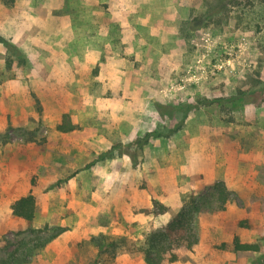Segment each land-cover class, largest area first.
Wrapping results in <instances>:
<instances>
[{"label":"rangeland","instance_id":"374dc122","mask_svg":"<svg viewBox=\"0 0 264 264\" xmlns=\"http://www.w3.org/2000/svg\"><path fill=\"white\" fill-rule=\"evenodd\" d=\"M219 8L211 15L204 0H0V262L34 239L11 214L9 192L26 196L30 185L31 228H64L60 247L79 252L78 264H136L141 254L98 257L91 238L141 240L216 181L229 193L225 209H201L197 244L164 264L264 260V0ZM215 98L222 103L204 104ZM63 116L75 130H56ZM182 118L170 137L132 145ZM152 200L169 211L153 216ZM234 236L260 251H234ZM60 247L47 244L23 264Z\"/></svg>","mask_w":264,"mask_h":264},{"label":"trees","instance_id":"16d2710c","mask_svg":"<svg viewBox=\"0 0 264 264\" xmlns=\"http://www.w3.org/2000/svg\"><path fill=\"white\" fill-rule=\"evenodd\" d=\"M224 3V0H204V5L207 12L213 15L217 9ZM7 49H13L11 45L3 42ZM9 65V61H8ZM33 98L37 102L33 94ZM221 98L205 100V105L213 103H222ZM192 106L187 107V111ZM160 108V105H156ZM186 113V112H185ZM185 113L183 117L185 116ZM182 120L167 132L151 131L146 132L143 136L138 137L133 146L137 149H142L150 138L164 137L168 138L178 132L182 127ZM76 129L68 119L63 116L61 123L56 127L61 133L71 132ZM113 149L99 155L98 159L111 157ZM229 201V193L222 181H216L209 186L205 195L192 197L182 203L179 210L171 213L169 220L159 229L151 230L146 233L141 240H133L126 236H105L92 237V243L97 249V256L108 254V261L114 260L119 251H124L130 254H141L145 264H164L173 263L178 260L179 254L185 251H191L198 242V237L195 231V218L201 209L207 211H222L225 209ZM11 214L21 218L28 223V227L34 239L30 242H23L21 246L9 254L6 260L0 264H23L31 258L35 251L43 249L52 240L62 234L65 229L61 227L49 229L44 226L43 229H32L31 222L35 216V198L31 193L19 198L10 205ZM169 209L162 206L159 202L152 200L151 214L154 216L164 214ZM32 244V245H30ZM234 251H251L259 252V244L241 243L237 236H234L231 242ZM258 264H264V260H260Z\"/></svg>","mask_w":264,"mask_h":264},{"label":"crops","instance_id":"0c3cea01","mask_svg":"<svg viewBox=\"0 0 264 264\" xmlns=\"http://www.w3.org/2000/svg\"><path fill=\"white\" fill-rule=\"evenodd\" d=\"M54 95H57V94H54ZM77 172L78 171H74L70 176H68L69 180L71 178H73L75 175H77ZM54 176L57 177V174L54 175ZM60 181H62V180H60ZM30 191H31V189H30V185H29V188L26 189L25 194L31 193ZM31 194L33 195V193H31ZM9 196H10V200H11L10 201V205H11L14 201L18 200L19 198L23 197L24 195L17 196V195H14V192H9ZM161 215L162 214H160V216ZM156 216H159V215H156ZM151 219H153V218H151ZM167 221H168V217H166L161 223H163V222L166 223ZM111 225L112 224H110L109 226H111ZM124 230H125L124 228H120L118 231H116L115 234H123ZM105 232H103V233H105ZM109 232L110 233H114L112 230H109ZM66 238H67V236H66V231H65L62 234H60L57 238L52 240L48 244V247L52 248V245H56V247H60L61 246V241L63 239L65 241ZM65 248H66V246L60 247V250H56V252L55 251L54 252H40L38 254L40 256L38 258L35 256L34 258H36L39 261L38 264H78L79 254L80 253L79 252H63V251H66ZM80 258H81V256H80ZM137 261L138 262H136V264H145L144 261L142 260V257H139ZM133 263H134L133 261H127L126 262V264H133ZM29 264H35L34 260H32Z\"/></svg>","mask_w":264,"mask_h":264}]
</instances>
